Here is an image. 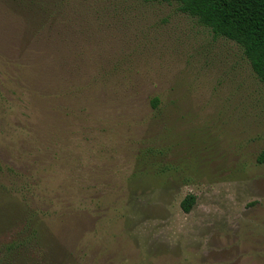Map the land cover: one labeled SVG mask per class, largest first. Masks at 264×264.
<instances>
[{
	"label": "rangeland",
	"instance_id": "374dc122",
	"mask_svg": "<svg viewBox=\"0 0 264 264\" xmlns=\"http://www.w3.org/2000/svg\"><path fill=\"white\" fill-rule=\"evenodd\" d=\"M263 151L264 82L176 3L0 0V264H264Z\"/></svg>",
	"mask_w": 264,
	"mask_h": 264
},
{
	"label": "trees",
	"instance_id": "16d2710c",
	"mask_svg": "<svg viewBox=\"0 0 264 264\" xmlns=\"http://www.w3.org/2000/svg\"><path fill=\"white\" fill-rule=\"evenodd\" d=\"M154 1L176 3L181 12L195 17L216 36L237 43L257 78L264 82V0ZM152 103L154 107L157 106L158 99H154ZM257 162L264 164V151L257 157ZM195 203L196 197L188 195L181 207L184 212L189 213ZM24 262L28 264L27 257Z\"/></svg>",
	"mask_w": 264,
	"mask_h": 264
}]
</instances>
